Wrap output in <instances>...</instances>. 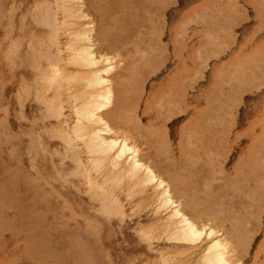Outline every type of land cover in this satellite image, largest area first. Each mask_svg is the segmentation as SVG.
<instances>
[{"label":"rangeland","instance_id":"rangeland-1","mask_svg":"<svg viewBox=\"0 0 264 264\" xmlns=\"http://www.w3.org/2000/svg\"><path fill=\"white\" fill-rule=\"evenodd\" d=\"M79 3L85 19L71 18L64 31L58 24L55 43L53 25H45V17L36 19L37 10L53 7L54 0H0V264H203L210 241L226 237L229 250H235L233 263L264 264V159H256L264 154V0H145L138 7L146 16L145 31L140 27L145 42L137 48L143 55L135 53L137 67L125 88L122 124L104 114L107 125L139 148L144 166L169 186L182 213L203 231L189 246L162 237L170 214L152 185L121 181L117 194L122 214L109 215L102 191L93 189L75 164L77 153L86 163L84 148L78 142L72 149L59 136L77 122L70 101L84 90L93 69L71 62L68 46L74 34L90 24L96 68L112 66L104 73L112 86L130 60L121 42L117 51L97 41L106 5L111 13L106 14L107 27L116 31L113 1ZM47 58L59 67L65 88L69 77H80L76 86L64 88L59 116L49 112L55 94L42 80L51 66ZM249 65V77L239 79L235 69ZM138 70L147 73L142 88ZM248 79L250 88L239 100L236 86ZM138 118L143 129L135 124ZM172 172L179 178L178 192L171 189ZM232 215L245 221L239 218L242 230L236 226L232 231L240 239L231 234L240 244L229 236L228 225L236 219ZM147 228L154 232L149 241L140 234ZM244 228L253 230L251 238ZM244 236L249 242L244 243Z\"/></svg>","mask_w":264,"mask_h":264},{"label":"bare ground","instance_id":"bare-ground-1","mask_svg":"<svg viewBox=\"0 0 264 264\" xmlns=\"http://www.w3.org/2000/svg\"><path fill=\"white\" fill-rule=\"evenodd\" d=\"M79 1H82V0H54L53 7L46 8L45 10H42V8H40L41 12H40V9L37 10L36 19L40 18L41 16H42L41 18L45 17L44 24L45 25H47V24L53 25L55 43H56V36L59 33V29H58V27H56L58 24L61 25V27H62V29L64 31V29L67 27L68 22H69V20L71 18H73V20H81V19L84 20L85 19V17H84L85 15L83 14V11H81L82 9L80 8L81 4L79 3ZM112 1H113V4H111V5L113 6V8L110 7L111 11H113L112 9L115 8L117 10V13H116L115 10L113 12H114V14L118 15L117 16L118 22H116L117 26H115L116 27L115 28L116 31H115V33L113 32L114 33L113 34L111 32V30H110L112 27H110V29L107 27V24L109 22V20L107 18H109V17H106V14H107V11L109 13H110V11H109V6L106 5L107 7L105 6V8H108L107 11H106V9L104 10V11H106L105 12L106 14L101 13V15H99L100 16V21L102 23L101 24L98 23V24H100V27L98 28L99 29L98 30L99 33H98L97 37L99 39H97V41L100 43V46L102 45V47L104 49L105 48L106 49L107 48L111 49V47H112V49L113 48L116 49L118 47V44H120L119 42H121L123 44V46H124V50L121 49V51L123 50V51L127 52L126 55L129 56L130 60L128 59L129 62L125 63V69L123 71H121L114 78L116 83L114 84V86H112L111 83H109V81H107V79L104 77V73H106L108 70H110L112 68V66H110V67L108 66L107 68H104V69L96 68L98 66L99 60L94 57V51H93V45L94 44H93L92 39L90 37V34H91L92 30L90 28H88L90 26V24L88 22L85 23V27H87V28L81 30L77 34H74V36H73L74 40L68 46V50H70V52L72 53L71 56H69V58L71 59V62L73 64L75 63V65H77L79 67H88V68H93V69H92L91 78L84 79V83H85L84 90L81 92V94H77V95L75 94L71 98V101H70L71 110L74 112L75 117L77 119V122L75 123V125H74V127L72 129L70 128L68 130V129L64 128L59 133V136L61 137V139L63 141H65L66 144H68L70 146L72 145L73 146L72 149L78 148V145H79L78 142L84 148L85 153L87 154L86 163L82 162V160L80 159L79 154L77 153L75 155V164L78 165V168H79L78 172L81 175H83V177L86 180V182L93 189H95V190L96 189H100L102 191V195H103L102 202H104V203H105V201L107 202L106 204L108 206H107V209H105V210L108 211L109 215H110V213H112V214L121 213L122 214V206L123 205H122V203L120 201L119 195L117 194V188L120 185L121 181L125 180L127 182H131L132 179H136L135 180L136 182L139 181L143 185H146V186L152 185L154 188L160 190L159 195H160V198H161L162 206L165 207L169 211V214H170L168 216V218L164 222V225H165L164 227L165 228L163 230L164 233H163L162 237H164L165 238L164 240H166L167 242H171V243H174V244H183V245L189 246L190 244L196 242V240H199V238L202 235H204L203 231H201V229L198 230L197 227H195L196 224L194 225V223H192L189 220V218L185 216L186 214L184 215V213H182L180 203L178 204L177 201H174L172 199V194H171L169 186L166 185V183L162 179L158 178V176L155 174V172L150 167L144 166V164L141 162V160L139 158V154H138L139 148H136L133 144L131 145V143H129L130 141L128 142V139H127L128 137H121V136H118V134L116 135L115 133L118 132V131H115V133H114V131L110 128L109 125H107L108 123H106V121H105V119L107 117L106 120L109 119L113 123L121 122V124H122V121L120 120V116H121L120 113L122 112V108L124 107L125 100H126L124 92H126L127 90L125 91V88L128 87L127 84L130 83V80H131V77H132V74H133V69L136 66L135 65L136 63H134V62L137 60V57H142V55H143L142 53L141 54L139 53L137 48L141 45L142 42H145L144 40H142L144 36H142V34H141L142 32L141 31L144 30L142 27H144L143 25H145V22H144L145 19L144 18L146 16H145V14H144V12L142 10L140 11V9H138V7H140L142 4L144 6L145 0L144 1L143 0H112ZM164 3L166 5V2H164ZM158 5H159V3H158ZM165 5L162 4L160 6L161 8H159V9L162 11V9H165L164 8ZM166 7H168V6H166ZM153 8L155 9V7H153ZM156 8H157V5H156ZM160 10H158L156 12H158L160 14V12H161ZM101 11H99V12H101ZM199 16H201V15H199ZM57 17H60V19H61L59 22L57 21ZM114 17L116 19V15L113 16V18ZM117 19H116V21H117ZM106 20H107V22H106ZM160 20H161V18H160ZM154 21H155V19H154ZM114 23H115V21H114ZM114 23H112V24H114ZM110 26H112V25H110ZM140 27L142 28V30L140 29ZM177 30H178V28H177ZM144 31H143V33H144ZM111 34H113L115 36H113V35L111 36ZM153 34H156V33L154 32ZM96 35H97V33H96ZM147 36H146V38L149 37V36L148 37ZM151 36H155V35H151ZM146 38H144V39H146ZM150 39H151V37H150ZM55 43H53V44L55 45V51H56L57 48H58V45L55 44ZM121 46H119V47H121ZM116 50L118 51V48ZM135 53H137V54L139 53L140 56L137 55V57H136ZM149 54H151V53H149ZM202 56H205V55H202ZM47 60H48V63H51V66H49L48 70L43 73L42 80L50 88L53 89V93L55 94V96H54L55 99L50 104H48V109H49V112H50V114L52 116H59L60 114H62V111H63V108H64V102L61 100V96H62L63 90L65 88L64 86H66V85H65V82L62 80V78H61V76L59 74V71H60L59 67H55L54 68L53 67V63H54L53 60L51 62H50L49 58H47ZM242 67H244V66H242ZM237 68L239 69V67H237ZM247 68L248 67H246L245 69L247 70ZM238 69L237 70L235 69V71L237 72ZM243 69L244 68H242V70ZM139 71L141 72V70H138V72ZM134 74H136V73H134ZM146 74L147 73L145 71H144V73L141 72V74H139V75H141V77L138 76L137 78L140 77L142 80L141 79L137 80V85H141L142 86V82H143ZM244 75H245V73H244ZM79 78L80 77H79L78 74H75L73 77H69L66 80L67 86L68 87L74 86V85L76 86L77 83L79 82ZM239 79H240V77H239ZM139 83H141V84H139ZM52 84H55L54 87L52 86ZM248 84L249 83H247V85ZM247 85H245V86H247ZM141 86H140V88H142ZM68 87L65 88V89H68ZM247 87H248L247 89H249V85ZM89 88H93V89H95V91H93V93H91V92H89ZM129 88H126V89H129ZM241 89L242 88H240V90ZM113 90L115 91V93H113ZM112 99L114 100L113 108H111L110 110L107 109V112L105 111V113H102L103 112L102 109H104L106 106H108L110 104V100H112ZM111 103H112V101H111ZM135 104H136V102L134 103V105ZM133 108H135V107L133 106ZM104 114L106 115V117H104L105 116ZM123 118H124V116H123ZM126 120H127V117H126ZM125 122L126 121H123V125H124ZM135 122H132L131 124L133 125V123H135ZM135 124H139L140 125L139 122H136ZM136 126H138V125H136ZM120 127H122V126H120ZM133 127H135V126H133ZM140 127H141V129H143L141 125H140ZM135 128H137V127H135ZM139 128H137L135 130H139L136 133L140 134L141 129H139ZM123 132H125V131H123ZM126 133L124 135H126ZM257 153H259V152H257ZM148 156L149 155L147 153V157ZM257 157H259V155ZM181 159H183V158H181ZM161 160H162V158H161ZM169 164H168V166H169ZM236 167H237V165H236ZM263 171H264V165H263ZM94 174H96L98 176V178L102 179V180L99 181L98 179H96V176H94ZM263 174H264V172L262 173V175ZM260 177H262V176H260ZM263 179H264V175H263ZM97 193L98 192H95V195ZM98 195H99V193H98ZM254 196H256V195H254ZM184 202L185 201H182V203H184ZM186 202H190V199H188V201L186 200ZM192 203H193V201H192ZM250 204L252 205L253 203H250ZM190 205H191V202H190ZM254 205L255 204H253L252 207ZM254 209H256V208H254ZM193 210H195V209H193ZM196 210L198 211V208ZM243 210L241 208V211H243ZM197 211H195V212L197 213ZM199 211L201 212V210H199ZM189 212H190V210H189ZM253 214L256 215L255 212ZM250 215H251V213H250ZM203 216H205V215H203ZM254 217H256V216H254ZM230 218H229V220L227 219L228 222L230 221ZM239 218H240V216L239 217L237 216L236 219H234L233 221L232 220L230 221V223H232V222L233 223L232 224L229 223V225H228V226L231 227V228H229V229H231V230H229V231H231V233L229 232L230 233L229 236L231 234L233 235L234 234L233 232L237 231L235 229H236V226H238L237 220ZM251 219L253 220L252 217H251ZM239 220L242 221L243 219L241 220V218H240ZM257 220H258V218H256V220H254L255 223L258 222ZM240 221H238V222H240ZM242 222H245V221L243 220ZM239 225L240 226L241 225L244 226V223L239 224ZM253 225H255V224H253ZM242 228L243 227L239 228V226H238V228H237L238 232H239V229L242 230ZM246 229L248 230L249 228L247 227ZM246 229L244 228V230L246 231L245 233L247 234V236L246 235L245 236L247 238H248V236H250V238H251L252 235H253L252 234L253 230L251 229L252 232L251 231L248 232ZM152 232H153V230H149V228H147L145 230H141L140 234H142L144 239H147L149 241L151 238H153ZM238 232H236V233H238ZM211 233L207 234L209 236V238H211L210 235L214 234V232H213V234H211ZM236 233L234 234V236L235 235L237 236ZM248 233L250 235H248ZM243 234H244V232H243ZM232 235L230 237H233V239H234V236H232ZM245 236H244V238H245ZM238 237H239L238 239H240V237H241V236H239V233H238ZM247 238H245L244 243H245V241H246V243L249 242ZM224 239L226 240L227 237L224 238ZM225 240H224V242H220L221 239H220V241H219V239L210 241V245L208 246V250H206L207 255L205 257V261H204L203 264H236V262L233 263V260H232V258L234 257L232 255V253H234L235 250L234 251L233 250L230 251L229 250V245H227L230 242L225 244ZM235 240L236 239H234L233 241H235ZM233 241H232V243L234 244ZM238 241L239 240H236V242H238ZM236 242L234 244L235 245V249H236L237 245L240 244L239 242H238L239 244H237ZM230 246H231V244H230ZM239 246H240L239 250H241L242 246L241 245H239ZM239 246L237 247V249L239 248ZM244 247H245V244H244ZM245 250L247 251L248 249H245ZM246 251H244V253ZM242 255H241L240 259L237 258L239 260V262L241 261V263L243 262L241 260L242 257H243ZM161 264H165V262H162ZM237 264H239V263H237Z\"/></svg>","mask_w":264,"mask_h":264},{"label":"crops","instance_id":"crops-1","mask_svg":"<svg viewBox=\"0 0 264 264\" xmlns=\"http://www.w3.org/2000/svg\"><path fill=\"white\" fill-rule=\"evenodd\" d=\"M246 67H248V68H250V65L249 66H244V67H242V66H239V69L238 68H236V70L238 69V71L236 72L235 71V73H236V76H240V78L241 77H249V74L247 73V71L249 70L248 68H247V70L245 69ZM242 68H244L243 70H242ZM245 70V71H244ZM242 73H241V72ZM240 72V73H239ZM244 73H245V75H244ZM242 75V76H241ZM248 75V76H247ZM238 81V80H237ZM238 83V82H237ZM236 83V84H237ZM245 82H243V83H240V84H238L236 87L238 88H236V97H237V99H240L241 98V93H242V91H244V90H248L247 88V86L249 85H247V83H249V79L246 81V83L244 84ZM244 84V85H243ZM243 85V86H242ZM245 85H247V86H245ZM242 86V87H241ZM142 87V86H141ZM240 88H242L241 90H240ZM249 88H250V85H249ZM144 106H146V105H144ZM139 119V118H138ZM139 122H140V124H141V126H142V123H141V121H140V119H139ZM143 127V126H142ZM144 128V127H143ZM263 145H264V141H263ZM261 152H263L264 153V146H263V148L260 150ZM256 158H263L264 159V154H263V156L262 155H260L259 154V157H256ZM170 178H171V189L172 190H175V191H177L178 192V184H179V178L177 177V174L176 173H170Z\"/></svg>","mask_w":264,"mask_h":264}]
</instances>
